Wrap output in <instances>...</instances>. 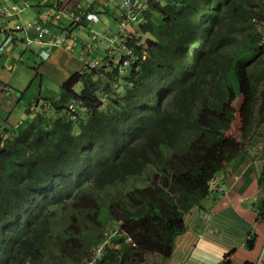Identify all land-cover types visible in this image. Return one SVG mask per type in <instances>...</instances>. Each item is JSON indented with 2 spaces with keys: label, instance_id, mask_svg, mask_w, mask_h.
I'll return each mask as SVG.
<instances>
[{
  "label": "trees",
  "instance_id": "1",
  "mask_svg": "<svg viewBox=\"0 0 264 264\" xmlns=\"http://www.w3.org/2000/svg\"><path fill=\"white\" fill-rule=\"evenodd\" d=\"M260 25L264 0L148 3L127 43L132 54H112L132 63L73 73L58 99H43L48 119L38 114L23 131L5 130L0 264H80L114 223L118 246L98 264L169 258L184 215L210 194L209 181L260 141ZM238 95L236 140L229 130ZM253 208L259 223L264 199ZM254 242L250 236L245 247Z\"/></svg>",
  "mask_w": 264,
  "mask_h": 264
},
{
  "label": "crops",
  "instance_id": "2",
  "mask_svg": "<svg viewBox=\"0 0 264 264\" xmlns=\"http://www.w3.org/2000/svg\"><path fill=\"white\" fill-rule=\"evenodd\" d=\"M90 1L96 0H55V3L53 0H49L48 3L44 0H31L28 4L25 0H0V9L5 7L10 10L12 6L17 8L16 17H11L9 20L11 27L14 24L23 26L39 18L47 21L51 35L57 36L62 29H66L60 23L63 17L70 18L75 26H81V21L85 22L81 12L95 13L97 17L100 12L109 13V1L103 0L104 2H100L97 7L91 5ZM138 1L142 2V0ZM60 9L64 11L62 14H59L62 12ZM72 14L77 15L81 21L77 22V19L71 17ZM120 15L121 10L117 17L120 18ZM118 18L115 19L117 22ZM4 21L6 20L0 18V33L5 30ZM13 35L17 39L24 38L22 32H15ZM28 36L32 37V34L28 33ZM65 44L67 48H71L69 51H74L73 49L76 48L71 40L66 41ZM44 48V45L36 43L29 47L34 56ZM103 48L106 51V46ZM24 50L26 49L20 42H15L5 47L0 55V95L4 110H7L9 103L14 102L13 98L17 95V92L12 94L11 89V86L15 87L13 83L15 73L10 76L8 73L16 68L19 69L24 63V61L22 63L18 61L19 57L24 60L22 54ZM14 52L16 53L12 56ZM60 55L64 56L66 65L69 62L78 64V60L66 54L65 51L53 48L48 61L41 62L39 66L32 69L35 76L41 75L49 67L53 68L49 60L59 59ZM9 69L11 71H8ZM7 82L11 86H8ZM5 124L15 125L7 119L0 122V128H7ZM217 177L218 182L215 188L217 190L210 191L200 207H193L184 216L185 231L175 238L170 257L167 259L158 257V264H222L224 255L230 251H233L229 259L230 264L256 262L264 242V219L259 223L255 221L253 204L257 200L264 199V143L253 150L245 149L219 171ZM258 182H260L259 185ZM250 236L255 239L251 250L245 247V241Z\"/></svg>",
  "mask_w": 264,
  "mask_h": 264
},
{
  "label": "rangeland",
  "instance_id": "3",
  "mask_svg": "<svg viewBox=\"0 0 264 264\" xmlns=\"http://www.w3.org/2000/svg\"><path fill=\"white\" fill-rule=\"evenodd\" d=\"M49 0H44V2L48 3ZM83 1V0H81ZM109 1V13L100 12L99 13V20L90 23L85 21L84 23H81V26H75L70 18L63 17L61 19V26L70 30L71 37L73 39H76V48H74V51H69L67 48V44H64L61 47H58L56 50H63L66 52V54H69L71 57H73L75 60H78V64L75 62H72L66 65V62L64 61V56L60 55L59 59L52 60V58L49 60L53 68L49 67L48 70H45L44 73L41 75H36L33 72V68L40 65L41 60L37 59L34 55H32L31 50L28 48L22 52L24 57V63L20 66L19 69H15L13 72L8 73V76L15 73L13 77V83L15 84V87L11 86L10 83L7 82L8 86H11L12 88V94L17 92L16 98L14 99V102L12 101L9 103V107H7V110H4L3 104L1 103L2 96L0 95V122H4L5 120H9L13 122L14 124L19 127V131H23L27 124L30 122L31 118L33 119L38 114H41L42 116L47 117V111L45 110L44 101L45 98H56L58 99L60 97V85L67 79L70 75H72L75 72H79L83 69L84 64L86 61V55L84 56L82 52V44H89L92 45L95 49V53L93 54V57L97 59H101L102 55H105V50L103 47L107 46V43L105 42L106 39L103 38V34H106L107 31H110L111 34H115L119 31V28L117 27L118 23L120 22V18H118L119 10L121 8L123 0H107ZM26 4L30 3L31 0H25ZM55 3V0H53ZM100 2H104L103 0H96L95 2H91V5L98 6ZM113 15H115L113 18ZM118 18L117 20H115ZM141 23V18H139L135 24V22L131 23V29L136 30L137 25ZM4 24H6L5 30L11 29V23L4 21ZM10 27V28H8ZM260 29V26H258ZM97 34V35H96ZM0 39L3 38V33H0ZM93 35H96V39L92 40L91 37ZM66 41V40H65ZM7 53V50H6ZM5 53V54H6ZM16 52L12 56L15 55ZM48 61V60H47ZM43 62V61H42ZM35 63L37 65L35 66ZM100 65L97 64L96 68ZM82 67V69H81ZM86 67V66H85ZM81 69V70H80ZM128 73V71L126 72ZM124 73V74H126ZM77 91H79V86H77ZM241 95L234 96L231 105L233 112L235 114V121L232 125V127L229 130V133L232 134L231 137L235 138L236 140L239 139L238 134L240 133L239 128L241 127V124L239 122L240 116H241V109L243 108V97ZM31 108L29 113H27V109ZM33 109V110H32ZM12 111V112H11ZM11 112V114H10ZM71 116H75V114H70ZM39 116V115H38ZM5 127V126H4ZM15 127V126H14ZM16 128V127H15ZM5 128H0V133H3V130ZM253 134L252 132H250ZM256 134H260L259 143H256V146L261 145V143H264V128L261 131L255 130ZM250 135V134H249ZM257 137V136H256ZM247 146L245 149L249 148L253 150L256 146ZM187 214V213H186ZM185 214V215H186ZM184 215V216H185ZM185 217H183V223H184ZM118 224L114 223L110 225V228L104 232L105 235L108 233L117 230ZM111 246H117L116 244L112 243ZM159 256L153 255L148 257L143 264H158V258Z\"/></svg>",
  "mask_w": 264,
  "mask_h": 264
},
{
  "label": "clouds",
  "instance_id": "4",
  "mask_svg": "<svg viewBox=\"0 0 264 264\" xmlns=\"http://www.w3.org/2000/svg\"><path fill=\"white\" fill-rule=\"evenodd\" d=\"M126 0H123V2H122V5H121V8H120V10H121V15H120V22L118 23V25H117V27L119 28V31L117 32V33H115V34H111V32L110 31H107V33L106 34H103L102 36H103V38L104 39H106V43H107V46H106V51H105V55H102V57H101V59H97L96 57L94 58L93 57V54L95 53V49L93 48V46L91 45V47L94 49V51L91 53V54H87L86 52H85V50H84V48H82V52H83V54H84V56L86 55V63L84 64V66H83V69L84 68H89V69H99L100 67H102L103 65L104 66H112V67H114V66H116V64H119V65H121V66H123L122 65V61L123 60H128L129 62H128V65L130 64V63H132V62H130V59H122L121 58V55H118L117 57H112V54H116V51L117 50H119L120 49V47H121V45H119V43H118V39L117 38H115L116 36H119V37H123V36H126V38H127V41H126V46H127V50L129 51V54H127V55H131L132 54V50H131V48L127 45V43L128 42H130V41H133V39L135 38V34L137 33V31H138V28H139V24L137 25V29L136 30H133L132 31V29H131V23H132V26H133V23L135 22V24H136V22H137V20L139 19V18H141V22H142V15H143V13L146 11V9H147V5H148V3H153V2H158L159 0H142V2H140V1H138V0H136V2L138 3V7L135 9V12H134V19L133 20H131V19H129V18H127V16H126V9L124 8V2H125ZM131 1H134V0H131ZM60 10H62V9H60ZM64 11L62 10V12H59V14H62ZM82 14H81V16H83L84 17V19L83 20H85V21H87V22H90V23H94V22H96V21H98V17L96 16V14L95 13H91V12H81ZM58 14V13H57ZM59 14L57 15V16H59ZM94 15L95 17H96V20L95 21H93V20H90V19H88L87 18V16L88 15ZM56 16V17H57ZM16 17V16H15ZM71 17H73L74 19H77L78 21L77 22H80L81 21V19L79 18V17H77V15L76 16H74V14H72L71 15ZM11 19V18H10ZM10 19H5L7 22H10L9 20ZM35 20V19H34ZM37 20H41V19H37ZM44 21V20H43ZM47 22V21H46ZM81 23H82V21H81ZM80 23V24H81ZM26 24V23H25ZM25 24H23V25H25ZM14 25H16V24H14ZM47 26H48V22H47ZM12 27H13V25H12ZM11 27V28H12ZM48 28H49V31H50V27L48 26ZM11 30V29H10ZM5 32H6V30H4ZM8 31V30H7ZM63 32H66L67 34H68V36L65 38V40L66 41H68V40H71L72 41V43H73V46H76L77 44H74V42L76 43L77 42V40L76 39H73L72 37H71V32H70V30H68V29H62L61 30V32H60V34H57V36H52L51 35V33H50V37L51 38H54V37H61L62 36V33ZM15 32H13V34H14ZM16 33H18V32H16ZM97 35V34H96ZM96 35H93L92 37H91V39L92 40H95L96 39ZM28 36V35H27ZM28 38L29 39H31L32 40V42H31V44H30V46L33 44V43H36V44H39V43H37L36 41H35V39H34V36L32 35V37H29L28 36ZM115 38V47H114V49L112 50V49H110V47H109V40H113ZM4 39V38H3ZM17 39V38H16ZM19 40V42H20V44H21V41L23 40V38H21V39H18ZM64 40V42H63V44L61 45V46H63L64 44H65V41ZM11 44H13V43H11ZM10 45V44H9ZM9 45H7V46H9ZM40 45H44L45 46V48L43 49V50H41L40 52H38L36 55H35V57H37V59H40L41 60V62L43 61H46V60H48V58L50 57V55H51V50L53 49V48H58V47H48L46 44H40ZM86 45V44H85ZM6 46V47H7ZM30 46H28V47H24L25 49H28ZM60 46V47H61ZM82 47H84V44H82ZM5 49V48H4ZM47 49H49V56L46 58V59H42L41 57H40V53L41 52H43V51H45V50H47ZM71 48L69 47L68 48V50H70ZM4 51V50H3ZM143 58V57H142ZM18 61L19 62H23L24 60H23V58H21V57H19L18 58ZM93 62H97L100 66L99 67H97L96 68V66L95 67H92L91 66V64L93 63ZM86 66V67H85ZM11 67V66H10ZM12 68V67H11ZM8 71H11L10 69L8 70ZM70 106H72V108H70ZM30 110H31V108H29ZM29 110V111H30ZM33 110V109H32ZM75 111H76V106H75V104H73V103H70L69 104V106H68V109H67V112H66V115H67V117L69 118V120H74V118H75V116H71L70 114H74L75 113ZM31 120H32V118H31ZM30 120V121H31ZM6 125V127L7 128H5L3 131H4V134H0V138L2 139V140H4V139H6L7 138V131H5V130H9V129H12V128H15V127H17V125L15 124V125H7V124H5ZM15 126V127H14ZM217 175H218V173L209 181V191H213V190H217V189H215L216 188V184H217V182H218V177H217ZM120 237V234L118 233V229L117 230H114V231H112V232H110V233H108L107 235H105L104 234V237L100 240V242L96 245V246H94L93 248H92V250H91V252H90V255H89V257L88 258H86V259H89L90 258V256L91 255H93V252H94V249L97 247V246H99V245H102V244H104L105 243V245H104V248H103V254H102V257L104 256V253H105V251H106V249L107 248H110V247H113V246H111V244L112 243H114V240L116 239V238H119ZM118 246V245H117ZM102 257L98 260V262L102 259ZM86 259H84V260H86ZM83 260V261H84ZM82 262V261H81ZM80 262V263H81ZM98 262H97V264H98Z\"/></svg>",
  "mask_w": 264,
  "mask_h": 264
},
{
  "label": "built area",
  "instance_id": "5",
  "mask_svg": "<svg viewBox=\"0 0 264 264\" xmlns=\"http://www.w3.org/2000/svg\"><path fill=\"white\" fill-rule=\"evenodd\" d=\"M137 7H138V3L136 2V0L134 1L126 0L124 2V8L126 9L127 18L131 20L134 19V12ZM16 11L17 8L14 6H12L10 10H7V8L2 7V9H0V18L10 19L11 17H15ZM87 18L93 21L96 20V17L92 14L88 15ZM260 30L262 31V34H264V25H260ZM13 32H22L24 34V38L21 41V44L24 47L30 46L32 42V40L29 39L27 36L28 33H31L34 36V39L37 43L46 44L49 48L60 47L63 44L65 38L68 36L66 32H63L61 37L51 38L50 31L47 26V22L43 20L35 19L27 22L23 26L13 25L11 30H8L6 32L5 31L1 32L4 33V39L0 40V55L3 53V50L7 45L11 43L19 42V40L14 37ZM115 38L118 39V43L119 45H121L120 49L124 50L125 54L126 53L129 54V51L127 50V46H126V41H127L126 36L123 37L116 36ZM115 38L113 40L112 39L109 40V47L112 50L115 47ZM263 42H264V37H262V40H260L259 45H261ZM74 44L76 43L74 42ZM83 48L87 54H91L94 51V49L89 44L84 45ZM39 55L42 59H46L49 56V49L41 52ZM128 62H129L128 60H123L122 65L127 66ZM97 64H98L97 62H93L91 66L95 67ZM70 108H72V106H70ZM104 245L105 243L97 246L94 249L93 255H91L89 259L82 261L80 264H97L98 260L102 257ZM254 264H264V242L257 256L256 262Z\"/></svg>",
  "mask_w": 264,
  "mask_h": 264
}]
</instances>
